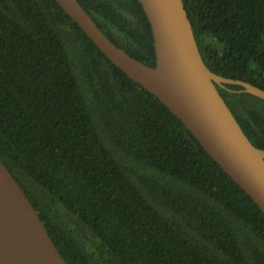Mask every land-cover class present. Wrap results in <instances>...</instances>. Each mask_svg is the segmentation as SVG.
<instances>
[{
  "label": "trees",
  "instance_id": "obj_1",
  "mask_svg": "<svg viewBox=\"0 0 264 264\" xmlns=\"http://www.w3.org/2000/svg\"><path fill=\"white\" fill-rule=\"evenodd\" d=\"M156 65L140 0H79ZM206 65L264 88V0H184ZM218 90L264 149V99ZM0 158L69 264H264V213L56 0H0Z\"/></svg>",
  "mask_w": 264,
  "mask_h": 264
},
{
  "label": "water",
  "instance_id": "obj_2",
  "mask_svg": "<svg viewBox=\"0 0 264 264\" xmlns=\"http://www.w3.org/2000/svg\"><path fill=\"white\" fill-rule=\"evenodd\" d=\"M116 66L154 94L264 213V149L256 147L218 90L264 88L213 72L200 52L184 0H140L150 22L156 65L115 44L79 0H56ZM0 264H69L25 190L0 158Z\"/></svg>",
  "mask_w": 264,
  "mask_h": 264
}]
</instances>
